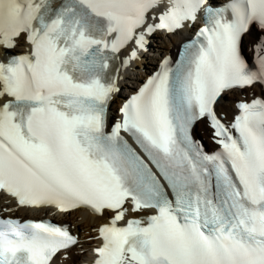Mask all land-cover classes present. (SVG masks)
Instances as JSON below:
<instances>
[{"label": "snow or ice", "instance_id": "snow-or-ice-1", "mask_svg": "<svg viewBox=\"0 0 264 264\" xmlns=\"http://www.w3.org/2000/svg\"><path fill=\"white\" fill-rule=\"evenodd\" d=\"M198 22L109 128L121 69L156 33ZM254 30L264 0H0V194L20 209L111 213L94 264H264V98L234 101L231 121L218 111L264 87V55L253 69L243 54ZM78 242L0 216V264H57Z\"/></svg>", "mask_w": 264, "mask_h": 264}, {"label": "bare ground", "instance_id": "bare-ground-1", "mask_svg": "<svg viewBox=\"0 0 264 264\" xmlns=\"http://www.w3.org/2000/svg\"><path fill=\"white\" fill-rule=\"evenodd\" d=\"M196 27L197 25L195 27H186L183 31H179L173 35L165 32L156 33L154 38H150L151 49L147 53H142L141 58L127 72L121 69L120 74L122 78L119 81L121 93L117 95L114 103L110 107V115L112 117L119 116L117 110L121 107L123 100L134 93L141 83L157 69L163 57L169 54H175L178 45L195 32ZM262 35L264 34L258 30H254L252 34L245 38L244 47L250 54L253 46L257 45L260 41L258 37ZM17 51H22V49H17ZM122 55L124 57L127 53L122 52ZM262 94H264V87H252L238 90L236 93H229V99L218 107V111L223 112L226 115V119L231 121L236 113L235 107L233 106L234 101L251 99ZM195 129L196 137L203 140L208 147L217 149L218 146L212 142L210 133L203 124L198 125ZM0 211L2 214L20 219L44 217L68 224L69 229L78 236L79 242L65 254L68 259H58L57 264H93V259L95 258L94 250L102 242L99 238L98 230L101 224L110 223L109 219L112 216L109 212H106L104 215H97L89 209L84 208L70 213H60L55 209L49 208L20 209L16 207L14 200L4 194H0ZM148 214L150 213H142L139 215L130 213L127 218H136Z\"/></svg>", "mask_w": 264, "mask_h": 264}]
</instances>
